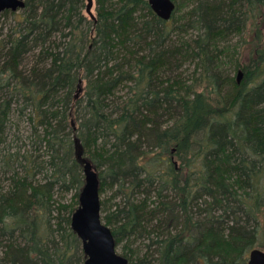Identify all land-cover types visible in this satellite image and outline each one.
<instances>
[{
  "label": "trees",
  "instance_id": "obj_1",
  "mask_svg": "<svg viewBox=\"0 0 264 264\" xmlns=\"http://www.w3.org/2000/svg\"><path fill=\"white\" fill-rule=\"evenodd\" d=\"M94 1L93 19L86 0L0 17V264L84 263L81 158L121 198L101 220L138 248L128 264H247L264 249V0H181L189 39L180 0L167 22L147 0ZM245 35L247 61L227 62Z\"/></svg>",
  "mask_w": 264,
  "mask_h": 264
},
{
  "label": "water",
  "instance_id": "obj_2",
  "mask_svg": "<svg viewBox=\"0 0 264 264\" xmlns=\"http://www.w3.org/2000/svg\"><path fill=\"white\" fill-rule=\"evenodd\" d=\"M151 11L162 21H169L175 11L172 0H147ZM85 13L93 19L92 0H86ZM24 7V0H0V17L4 12L16 13ZM83 185L78 196V207L70 219V228L81 243L84 255L83 264H128L116 252L110 229L101 220L98 174L90 161L80 159ZM264 217V209H263ZM247 264H264V252L252 250Z\"/></svg>",
  "mask_w": 264,
  "mask_h": 264
},
{
  "label": "rangeland",
  "instance_id": "obj_3",
  "mask_svg": "<svg viewBox=\"0 0 264 264\" xmlns=\"http://www.w3.org/2000/svg\"><path fill=\"white\" fill-rule=\"evenodd\" d=\"M187 1L183 2L180 0V4H181V10L175 15L176 21L175 23L173 22L172 26H182L183 27V31L181 32L182 34H180L179 36H181L184 39H189L190 36H193V32H190L186 27H185V23L184 22L186 19L184 17V13H186L189 10V4L187 3ZM20 10H18L16 13H19ZM91 13L92 15H94L95 13V1L92 0V9H91ZM11 17H5L0 19V28H4L3 32L1 34V40L3 35L5 34V28L8 26V24L11 22ZM183 19H185L183 21ZM188 30V31H187ZM244 39H246L247 41L249 40V35H245L244 37H240V36H236L233 37L229 42L226 43H222L220 45L221 48L224 49V53L226 56V60L227 62H232L234 61V59H236V57L240 60V62H246L247 58H248V47L245 46V44L243 43ZM238 55V56H237ZM196 72V68L194 66V64L192 63H187L185 65H182L175 74L179 73V75L182 78V82L184 84H192L193 79L195 77V75H193ZM81 86H83V82H81ZM19 131L21 134H23L24 136H27V132H28V127L27 124L25 122H20L19 123ZM24 145H25V149L29 150L30 146L28 144L27 141H24ZM22 151L25 150L23 148V145L20 146ZM106 186L104 187L103 191L99 194V198H100V202H101V207L103 208L102 210V217L104 216H109L110 213H112L115 208L121 204V198L119 197V195H117V193L115 192V189L110 187V183H109V179L105 178L104 180ZM75 194V191H71L65 195H63V199L62 202H64V204H70L71 200L73 199V196ZM264 222V221H263ZM133 250L138 252V248L137 247H130V245L128 243H121L119 245L116 246V252L119 255H123V253L128 250ZM259 250L264 252L263 248H258ZM231 256V255H229Z\"/></svg>",
  "mask_w": 264,
  "mask_h": 264
}]
</instances>
